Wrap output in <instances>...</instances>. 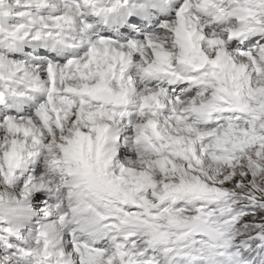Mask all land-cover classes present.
<instances>
[{
    "label": "snow or ice",
    "instance_id": "6c2138e0",
    "mask_svg": "<svg viewBox=\"0 0 264 264\" xmlns=\"http://www.w3.org/2000/svg\"><path fill=\"white\" fill-rule=\"evenodd\" d=\"M257 245L264 0H0V264H249Z\"/></svg>",
    "mask_w": 264,
    "mask_h": 264
},
{
    "label": "clouds",
    "instance_id": "9594fccd",
    "mask_svg": "<svg viewBox=\"0 0 264 264\" xmlns=\"http://www.w3.org/2000/svg\"><path fill=\"white\" fill-rule=\"evenodd\" d=\"M175 2V0H174ZM97 23H99L97 21ZM206 24H208L209 26L212 24V21H205ZM162 39L164 40L165 44L167 45L168 49L175 53L176 49L173 47V41H172V37L168 34V33H162L161 34ZM149 56H151V53H149ZM239 59V58H237ZM157 85H161L165 88L168 87H172V85L168 84L166 80H158L156 81ZM137 87H140V84H137ZM176 87H179V83L176 84ZM173 91H175V88H173ZM184 91V90H182ZM182 206H186V205H182ZM247 257H250V261L249 264H264V250L260 249V246L257 245L256 247L252 248V251L247 252L246 253Z\"/></svg>",
    "mask_w": 264,
    "mask_h": 264
}]
</instances>
